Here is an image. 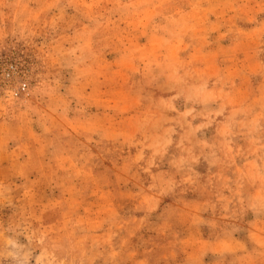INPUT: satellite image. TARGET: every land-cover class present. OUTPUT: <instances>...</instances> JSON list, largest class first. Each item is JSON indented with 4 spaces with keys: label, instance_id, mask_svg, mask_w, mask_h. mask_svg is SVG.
I'll return each instance as SVG.
<instances>
[{
    "label": "rangeland",
    "instance_id": "obj_1",
    "mask_svg": "<svg viewBox=\"0 0 264 264\" xmlns=\"http://www.w3.org/2000/svg\"><path fill=\"white\" fill-rule=\"evenodd\" d=\"M0 264H264V0H0Z\"/></svg>",
    "mask_w": 264,
    "mask_h": 264
},
{
    "label": "built area",
    "instance_id": "obj_2",
    "mask_svg": "<svg viewBox=\"0 0 264 264\" xmlns=\"http://www.w3.org/2000/svg\"><path fill=\"white\" fill-rule=\"evenodd\" d=\"M20 89L21 90H24L25 89V85H22Z\"/></svg>",
    "mask_w": 264,
    "mask_h": 264
}]
</instances>
